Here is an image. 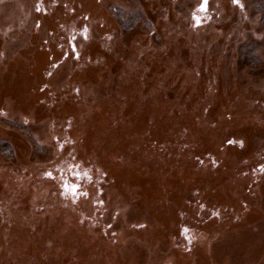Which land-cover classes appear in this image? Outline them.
<instances>
[{"label":"rangeland","instance_id":"1","mask_svg":"<svg viewBox=\"0 0 264 264\" xmlns=\"http://www.w3.org/2000/svg\"><path fill=\"white\" fill-rule=\"evenodd\" d=\"M0 264H264V0H0Z\"/></svg>","mask_w":264,"mask_h":264}]
</instances>
